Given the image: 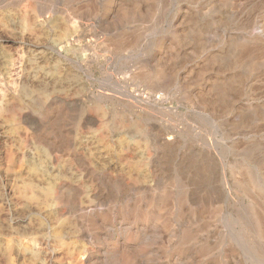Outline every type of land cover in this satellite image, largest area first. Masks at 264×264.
I'll list each match as a JSON object with an SVG mask.
<instances>
[{
  "label": "rangeland",
  "instance_id": "374dc122",
  "mask_svg": "<svg viewBox=\"0 0 264 264\" xmlns=\"http://www.w3.org/2000/svg\"><path fill=\"white\" fill-rule=\"evenodd\" d=\"M264 0H0V264H264Z\"/></svg>",
  "mask_w": 264,
  "mask_h": 264
},
{
  "label": "bare ground",
  "instance_id": "6f19581e",
  "mask_svg": "<svg viewBox=\"0 0 264 264\" xmlns=\"http://www.w3.org/2000/svg\"><path fill=\"white\" fill-rule=\"evenodd\" d=\"M264 224V223H263Z\"/></svg>",
  "mask_w": 264,
  "mask_h": 264
}]
</instances>
